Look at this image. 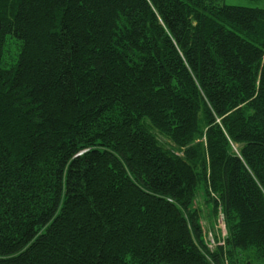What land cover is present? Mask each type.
Here are the masks:
<instances>
[{
    "label": "trees",
    "instance_id": "trees-1",
    "mask_svg": "<svg viewBox=\"0 0 264 264\" xmlns=\"http://www.w3.org/2000/svg\"><path fill=\"white\" fill-rule=\"evenodd\" d=\"M254 262L264 9L0 0V264Z\"/></svg>",
    "mask_w": 264,
    "mask_h": 264
},
{
    "label": "rangeland",
    "instance_id": "rangeland-1",
    "mask_svg": "<svg viewBox=\"0 0 264 264\" xmlns=\"http://www.w3.org/2000/svg\"><path fill=\"white\" fill-rule=\"evenodd\" d=\"M227 4H234V5H242V6H249V7H260L264 9V0H225ZM194 206L200 210L201 215L200 219L202 221L201 225L203 227V231L206 233L208 230H212L214 237L220 238L222 237L223 229L219 230V224L217 219L212 216L210 212H208L209 208L205 203V198L202 193H198L196 199L194 201ZM205 240L210 243L208 238L205 237ZM227 264V263H226ZM257 264V263H253Z\"/></svg>",
    "mask_w": 264,
    "mask_h": 264
}]
</instances>
